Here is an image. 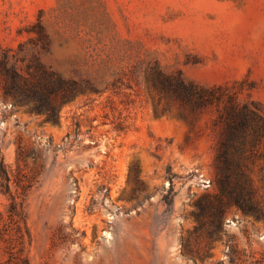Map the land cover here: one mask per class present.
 <instances>
[{"label":"rangeland","instance_id":"obj_1","mask_svg":"<svg viewBox=\"0 0 264 264\" xmlns=\"http://www.w3.org/2000/svg\"><path fill=\"white\" fill-rule=\"evenodd\" d=\"M38 20L46 51L30 31ZM0 41L97 88L63 104L56 124L0 100L5 161L15 167L20 144L44 155L24 201L31 264H256L264 218L231 206L209 222L216 109L160 98L146 66L236 86L264 110V0H0ZM252 177L264 203V158ZM8 204L0 191V211Z\"/></svg>","mask_w":264,"mask_h":264},{"label":"trees","instance_id":"obj_2","mask_svg":"<svg viewBox=\"0 0 264 264\" xmlns=\"http://www.w3.org/2000/svg\"><path fill=\"white\" fill-rule=\"evenodd\" d=\"M30 31L37 34L36 45L47 50L51 39L42 20ZM6 47L0 41V100L11 106H28L32 112L46 115V121L59 122L61 106L78 94L96 91L86 80L66 77L47 66L41 50ZM146 80L151 90L161 97L176 102L180 108L195 110L213 107L221 128L215 161L217 192L209 210V222L216 224L226 209L237 206L245 213L264 218V203L257 197L252 173L264 158V110L256 100L239 99L236 86L223 84L202 85L186 80L181 72H167L157 60L146 66ZM181 117H186L180 112ZM119 128H125L119 125ZM79 125H77L76 135ZM44 167V155L37 147L18 146L16 165L5 161L0 148V191L8 197L6 212L0 211V264H31L29 247L32 243L25 197L38 181ZM262 169V166H260ZM167 204L173 199L164 195ZM264 264V253L256 259Z\"/></svg>","mask_w":264,"mask_h":264}]
</instances>
